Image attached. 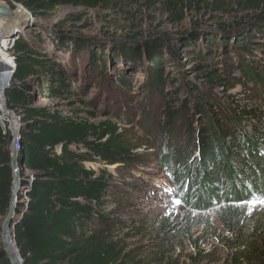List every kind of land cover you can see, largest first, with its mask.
<instances>
[{
	"label": "rangeland",
	"instance_id": "obj_1",
	"mask_svg": "<svg viewBox=\"0 0 264 264\" xmlns=\"http://www.w3.org/2000/svg\"><path fill=\"white\" fill-rule=\"evenodd\" d=\"M11 9L14 15L20 11V8ZM263 9L261 0H102L93 7L65 5L40 17L32 16L34 25L28 29L37 30L43 38H52L45 47L48 59L66 69L74 93L67 99H38L36 106H46L62 117L95 127L109 122L136 155L135 162L108 164L85 148L75 149L89 155L91 167H106L111 173L118 171L126 177L123 180L122 176H113L114 191L110 197L115 200L102 208L104 214L114 213L112 218L116 214L123 223L97 229L121 253L122 264H264V204L260 203L264 200V188L259 187L264 182L263 150L260 149L257 166L252 165L254 162L244 150L243 157L247 158L244 161L230 156V168L241 171L233 169V188H228L227 178L220 175L219 190L223 195L230 193L225 199H236L234 202L224 199L219 206L198 211L194 206L200 194L203 192L202 199L206 200L218 179L213 176L204 188L196 181L195 176H203L201 172L198 174L196 163L200 161L197 145L202 137L195 132L188 138L186 125L179 119L173 120L171 131L162 130L167 107L186 108L184 120L188 121V117L198 112L197 102L201 107H211L220 119L236 125L245 135L254 127L264 128V84L257 85L233 70L232 76L224 74L225 58L232 54L223 51L221 45L214 47L213 61L188 54L206 52L209 39H216L217 43L224 40L225 36L220 35L224 29L232 30L239 22L245 25V21ZM28 17L26 13L22 19ZM7 28L11 29L5 24L2 29ZM253 28L236 31L235 37L228 38L231 39L228 46L232 48L236 38ZM191 32L198 35L191 36ZM55 33L66 38L54 37ZM162 35L168 39L161 44L162 69L169 78L163 87V100L145 89L146 76L139 61L123 57L138 46L144 63L145 58L158 51L157 40ZM192 39H196V46L186 48L184 45ZM165 43L179 51V58L165 53ZM127 44L123 50L118 48ZM8 52L13 57L10 48ZM101 53L105 67H100ZM252 55L245 58L263 65L258 70L263 78L264 52L255 50ZM154 61L160 62L157 58ZM208 71H214L216 78L226 82L214 83L208 98L199 97L193 87L202 89ZM119 75L129 82L128 93L119 87ZM0 115L6 118L1 110ZM10 122L6 127L12 129ZM90 141L97 142L94 136ZM250 164L252 175L246 170L251 168ZM239 189H245L246 195L237 196L234 190ZM18 200L25 202L26 197L20 196ZM3 219L0 218V236ZM224 220L238 222L235 230L229 231Z\"/></svg>",
	"mask_w": 264,
	"mask_h": 264
},
{
	"label": "trees",
	"instance_id": "obj_2",
	"mask_svg": "<svg viewBox=\"0 0 264 264\" xmlns=\"http://www.w3.org/2000/svg\"><path fill=\"white\" fill-rule=\"evenodd\" d=\"M12 1L23 6L32 16L40 17L60 6L93 7L102 0ZM250 1L255 0H248ZM261 1L264 4V0ZM244 23L246 24L239 22L232 30L224 29L220 35L225 36V39L218 43L216 39H209L206 42V52L190 51L188 54L199 60L213 61L216 55L214 47L221 45L224 47L223 51L229 50L232 54L225 58L224 74L232 76L233 70L261 85L264 84V77H261L258 70L260 67L263 68V65L254 61L249 62L245 57L253 56L252 52L255 50L264 52V9ZM16 26L22 28V25ZM16 26L12 27V32L14 28L17 30ZM251 27H254L252 31L235 39L237 43L232 48L228 46L231 41L228 38L235 37L236 31ZM190 34L198 35L197 32ZM54 37L66 38L60 33H55ZM166 38V35L158 38V51L145 58L144 63L141 61L138 46L123 54L126 59L139 61L140 68L144 67L143 72L146 76L145 89L147 87L156 99L162 100L163 87L169 82L162 69L164 59L161 55V44L168 40ZM192 40L184 46L195 47L197 41ZM47 42L51 44L52 38H43L35 29H21L10 47L15 69L5 91L6 104L20 119L18 165L21 187L18 198L26 197L25 202L18 200L16 206V216L13 220L14 242L23 264H122L121 253L97 229L123 223L116 214L115 218H112L114 213L104 214L102 208L115 200L110 197L114 191L111 186L113 176H122L123 180L126 177L118 171L113 174L106 167L98 166L97 169L91 167L87 153L77 152L69 147L85 148L90 154L101 157L108 164L135 162L136 155L120 139L117 129L109 122L95 127L92 124L62 117L46 106H36L35 102L38 99H67L74 95L71 91L70 75L66 69L61 64L49 61V53L45 48ZM132 43L135 42H130ZM128 45L118 48L123 50ZM164 48L169 57L179 58V51L172 48L169 43H165ZM99 58L100 67H105L106 61L102 53ZM156 58L160 62L154 61ZM215 75L214 71L206 72L202 89L194 86L193 91L199 93V97L208 98L209 89L214 83L223 85L226 82ZM117 83L128 93L130 85L125 77L119 75ZM125 99L127 100V97ZM205 107V105L201 107L197 102L195 108L198 112L188 117V121L184 120L187 115L186 108L180 107L175 110L167 107L165 126L162 128L171 131L173 120L179 119L182 125H186L188 138L195 132H199L202 137L197 145L201 152L200 161L196 160V163L198 162V174L201 172L203 176H195L196 181L204 185V188L206 182L213 180V176H218V179L217 183L212 184L213 189L207 193L206 200L202 199L203 192L200 194L201 197L194 206L198 211L219 206L227 194H230L227 192L223 195L219 190L220 175L227 178V187H232L233 171L236 169L230 168V156L239 161L249 158L254 162L252 165L257 166L261 160L260 149L264 152L263 127H254L245 135L236 125H229L227 120L220 119L211 107ZM92 136L97 142L90 141ZM103 138L106 140L101 143ZM11 139L10 133L7 131L4 134L0 127V218L6 216L12 194L13 174L9 149ZM58 149L61 150L60 154H57ZM243 150L248 153L247 158L243 157ZM250 167L246 170L252 175L254 171L251 164ZM236 171L239 173L241 170ZM243 173L244 171L241 175ZM263 185L262 181L259 187L263 189ZM234 191L237 196L247 193L245 189ZM235 199L233 197L225 200L234 202ZM223 224L229 231H234L238 222L224 220ZM0 264H10L1 248Z\"/></svg>",
	"mask_w": 264,
	"mask_h": 264
},
{
	"label": "water",
	"instance_id": "obj_3",
	"mask_svg": "<svg viewBox=\"0 0 264 264\" xmlns=\"http://www.w3.org/2000/svg\"><path fill=\"white\" fill-rule=\"evenodd\" d=\"M9 3L5 4L3 2L0 1V20L2 19H7L10 20V27L12 26H16L18 25L17 23H15L14 19L16 18L14 16L15 11H13L11 8L15 7L23 9L26 11V13L29 15L27 21H24V23H21L22 25V30L23 29H28L31 28L34 24L32 23V15L31 13H29L23 6H21L20 4H17L15 2H13L12 0H7ZM4 30L0 29V46L2 45V41H3V37H5V35L3 34ZM19 31L14 30L11 35H10V39H11V43H10V47L12 46L15 37L17 36ZM13 64L14 63V59H11V61H8V64L5 65L2 63V57H0V77L3 75V71L6 69V74L4 76L5 79V83L4 86L2 87L3 93H4V99H5V105L3 110H1L3 112V114L9 118L11 120V123L13 125V132H12V136H13V140H12V144H11V167H12V174H13V185H12V194H11V201H10V205L8 208V211L6 213V216L3 219L2 225H1V246H2V252L6 255V258L8 259L10 264H13V259L11 257V255L9 254L8 250H7V244L12 243L15 246L16 252H17V259L19 260L20 264H23V261L21 259V256L19 254V251L17 249V246L14 242V233L12 232L14 230V223L13 220L16 216V206L18 203V195H19V190L21 187V178H20V172H19V165H18V149L15 148L14 146V141L17 139H20V134H19V125H20V119L17 115H15L12 111H10L6 105V94L5 91L6 89L9 87V83H10V79L11 76L14 72V68H13ZM7 237L9 238L10 242H7Z\"/></svg>",
	"mask_w": 264,
	"mask_h": 264
},
{
	"label": "bare ground",
	"instance_id": "obj_4",
	"mask_svg": "<svg viewBox=\"0 0 264 264\" xmlns=\"http://www.w3.org/2000/svg\"><path fill=\"white\" fill-rule=\"evenodd\" d=\"M14 16L16 17L14 19V21L18 25H21V23H24V21L29 20V19H22V18H24L26 16V11L23 10V9H20V11H16V14ZM10 22L11 21L7 20V19L0 20V29L5 28V24L10 25ZM12 27H11V29H8V28L7 29H2V30H4L3 34L5 35V37H3L2 45L0 46V55L3 56L2 63L5 64V65L8 64V61H11V58H10V56L8 54L9 53L8 49L10 48V43H11V39L9 37H10V35L12 33ZM6 73L7 72H6V69H5L3 71V75L0 77V97H1L0 110H3L4 105H5L4 93H3L2 87L4 86V83H5L4 76H5ZM6 240H7V242H10L8 237H7ZM6 248H7L9 254L11 255V257L13 259V264H20L19 260L17 259V252H16L14 244H12V243L9 244L8 243Z\"/></svg>",
	"mask_w": 264,
	"mask_h": 264
},
{
	"label": "built area",
	"instance_id": "obj_5",
	"mask_svg": "<svg viewBox=\"0 0 264 264\" xmlns=\"http://www.w3.org/2000/svg\"><path fill=\"white\" fill-rule=\"evenodd\" d=\"M10 58L11 59H14L13 57H11L10 56ZM13 68L15 69V65L13 64ZM2 114H3V112H2ZM5 117V116H4ZM7 118V117H6ZM6 118H3V117H1V115H0V127H1V129H2V132L5 134L7 131L10 133V135H11V137H12V139H11V143H10V147H9V149L11 148V144H12V140H13V136H12V129H13V127H12V129H11V127H6V123H8V122H10L9 121V119H6ZM4 119H6V120H4ZM11 123V122H10ZM13 126V125H12ZM14 146H15V148L16 149H18L19 150V140H15L14 141ZM80 147V146H79ZM69 149H71V150H75L76 149V147L75 146H70L69 147ZM59 151H58V153L57 154H60V152H61V150L60 149H58ZM10 153H11V151H10Z\"/></svg>",
	"mask_w": 264,
	"mask_h": 264
},
{
	"label": "snow or ice",
	"instance_id": "obj_6",
	"mask_svg": "<svg viewBox=\"0 0 264 264\" xmlns=\"http://www.w3.org/2000/svg\"><path fill=\"white\" fill-rule=\"evenodd\" d=\"M260 203L264 204V200H261Z\"/></svg>",
	"mask_w": 264,
	"mask_h": 264
}]
</instances>
